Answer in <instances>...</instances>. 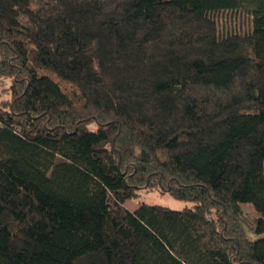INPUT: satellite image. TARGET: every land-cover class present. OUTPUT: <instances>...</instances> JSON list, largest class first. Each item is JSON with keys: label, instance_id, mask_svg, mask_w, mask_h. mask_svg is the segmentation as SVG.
Returning a JSON list of instances; mask_svg holds the SVG:
<instances>
[{"label": "trees", "instance_id": "1", "mask_svg": "<svg viewBox=\"0 0 264 264\" xmlns=\"http://www.w3.org/2000/svg\"><path fill=\"white\" fill-rule=\"evenodd\" d=\"M0 77V264H264V0H0Z\"/></svg>", "mask_w": 264, "mask_h": 264}, {"label": "rangeland", "instance_id": "2", "mask_svg": "<svg viewBox=\"0 0 264 264\" xmlns=\"http://www.w3.org/2000/svg\"><path fill=\"white\" fill-rule=\"evenodd\" d=\"M250 22V15L246 12H228L218 16V23L221 29L245 30ZM7 78L0 77V100L7 96ZM142 202L149 204H160L173 209H183L191 206V202L180 200L171 196L168 192L157 187L142 188L138 197L128 200L127 205L131 209L137 208Z\"/></svg>", "mask_w": 264, "mask_h": 264}]
</instances>
